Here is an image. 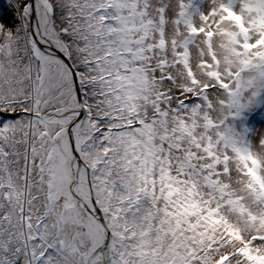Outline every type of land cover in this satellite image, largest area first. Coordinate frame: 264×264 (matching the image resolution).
Here are the masks:
<instances>
[{
  "label": "snow or ice",
  "instance_id": "1",
  "mask_svg": "<svg viewBox=\"0 0 264 264\" xmlns=\"http://www.w3.org/2000/svg\"><path fill=\"white\" fill-rule=\"evenodd\" d=\"M0 264H264V0H0Z\"/></svg>",
  "mask_w": 264,
  "mask_h": 264
}]
</instances>
